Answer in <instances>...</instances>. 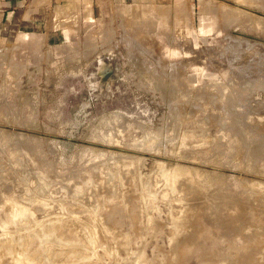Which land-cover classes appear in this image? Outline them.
Segmentation results:
<instances>
[{
    "label": "rangeland",
    "instance_id": "obj_1",
    "mask_svg": "<svg viewBox=\"0 0 264 264\" xmlns=\"http://www.w3.org/2000/svg\"><path fill=\"white\" fill-rule=\"evenodd\" d=\"M134 3L142 6L139 7ZM149 3L152 8L158 5L155 8L159 9V12L155 8L156 11L152 12L153 9ZM175 4L178 7L174 6ZM180 6L183 7L180 8ZM142 7H147L148 9L150 7V11L147 8L146 10L145 8L142 9L144 11H137ZM160 7H170L169 17L166 16L167 19H164L165 22L168 21V24H166L167 22L163 23V19L162 22L160 21V15L165 17V15L162 16L163 8L161 9ZM131 8L134 9V11L132 10L133 13L130 11ZM179 11L180 13H177ZM140 12H145L147 20L149 18L148 21L146 20L148 26L151 23L150 18H152L153 21L150 25L154 27L149 26L152 29L147 27L145 23L146 17L144 19L141 18L144 15ZM147 12L151 15H148ZM185 13H188L187 16ZM133 14H137L138 17L141 16L140 20L135 16L138 19L136 20ZM182 15L187 18L182 17ZM127 17L129 19L131 17L129 22L132 20L136 24L129 23ZM180 18L184 19L181 20ZM137 21H141V26H139L140 23ZM258 21L261 24H258ZM126 22H128V26L125 27L127 25ZM154 22L156 24L152 25ZM122 24L129 33L125 31V28H122ZM137 24L139 28L144 27L142 24H146L145 27L150 32L146 29L144 31V28H142L143 31L137 29ZM204 25L205 27H203ZM133 27L137 30L133 31ZM103 30H106L105 32L109 38L111 37L110 41L104 35L101 37L102 34H105ZM139 31L141 32L139 33ZM112 32L114 33L112 34ZM134 32H137L140 38ZM123 33L126 34H124L125 37L130 34L127 37L133 45L137 44V42H140V44L133 46L131 42L129 44L126 43L127 37H123ZM132 33L138 35L137 38ZM172 35L173 39H170ZM0 37V59L3 56L4 58L6 57L1 59L4 63L0 66V145L3 143L6 145L3 144L4 150L1 149L2 145L0 146V154L3 153L0 156L2 160L0 162L2 163L1 165L5 166L4 169L0 165V169L4 170L0 172L2 173L0 174V186L9 188L7 190L1 187L4 193H2L3 191L0 188V195L2 197L6 195L4 199L0 200L3 201L0 205V210H3L0 211V221L2 220L0 223V226H2L0 235L6 234L7 231L9 234H16L20 230L19 234L21 237L19 234L15 235L16 243L20 241L17 237L23 240V243L21 240L22 244L18 243V245L15 244V241H12L14 237L12 239L9 237V239L3 235L6 239L1 238L3 241L0 239V264H9L14 259L20 261L17 255L22 252H24L25 257L21 261L23 263L26 262L25 264H74L75 260L73 259L77 260L80 255L84 259L85 257L89 259L87 261L83 259L82 261L80 257L78 262L83 264H264V0H0ZM103 37L105 39L108 38L106 44ZM141 40H144L145 42H142L146 44L143 45ZM116 43L118 47L115 46L117 45ZM139 45H143L146 48H143V50L140 46L139 49L144 52L137 50ZM187 47L190 48L187 49ZM91 48L93 49L91 50ZM145 51L151 54L148 56ZM128 54L131 56L129 55L128 57ZM206 54L208 55L206 56ZM7 61H10L11 64ZM130 61L135 63L131 64L129 63ZM103 62L111 70V76L104 80L101 88L98 67ZM162 68L166 69V76L162 75L164 74V70H161ZM171 75L175 77H171ZM176 75L177 77L179 76L180 80L179 83L177 82L178 85H175L177 84L175 82V84L171 83L174 80L177 81ZM157 76L159 77L157 78ZM160 77L163 79L161 80ZM173 78L174 80H171ZM167 81L170 82L167 83ZM162 85L165 90H163ZM159 87H161V90ZM175 87L177 93L174 91ZM156 88L157 90H154ZM180 90L182 93L184 91L188 92L187 95L186 92L183 93L186 96L181 95ZM170 91L171 95L172 91L176 93L174 97V93L171 96ZM216 92H218V98L216 97ZM220 92L230 94L231 97L227 94L230 99L225 97L227 96L226 94L225 96L222 93L220 95ZM176 95L178 98L181 95L178 102L176 101L178 99H176ZM183 96L184 98L187 97L186 100L182 98ZM170 97H173V99L170 100ZM180 99L186 102H182ZM180 105H182V109L184 108L183 110L180 108L182 111L179 110ZM175 107L179 110L178 114L176 113L177 111L175 112ZM5 108L8 112L4 111ZM10 108L12 111L9 113ZM14 110H17L18 113H15ZM12 112L15 114V116L13 114L14 117L23 118H20V120L19 118L10 117ZM232 113L235 115L234 118L231 117ZM5 119L8 122H5ZM24 120L25 122H23ZM223 120H226L224 121L225 123L222 122ZM226 122L228 124L234 122L235 127L233 126L234 123H232L233 125H228ZM9 123L11 124L9 125ZM170 123H173L174 127L176 123V125L179 123V126L171 129L172 125H169ZM220 123L221 126L222 123L225 126L221 127ZM226 126L229 127L225 128ZM13 132H15V135L20 134L21 137L15 136ZM167 132L169 136L172 135V141H168L169 137L165 134ZM9 133H13L14 136L12 135L13 137H11ZM102 133L105 134L103 135ZM142 134L145 136L143 137ZM155 134L156 136L158 134L157 138H155ZM180 137L182 139L186 138L185 140L189 142L180 140ZM7 138L10 139L8 140ZM11 138L15 140L17 138L18 140L15 141ZM25 138H30L32 141L28 140V144H26V140L20 146V142L23 143ZM19 139H23V141H19ZM193 139L196 143L198 142L197 147L199 144V148L203 147L202 151L193 147L194 145L196 146V143L194 145L191 144L194 143ZM144 140L146 141L143 142ZM164 140L166 144H163ZM13 141L19 145L20 149L18 148V150L20 153L21 150H24L25 154L28 152V158H31L28 159L26 157L27 154H20L15 149L16 144H13ZM182 141L191 142L190 144L193 146L186 143L189 146L184 144L186 145V149H184L182 146L184 142ZM9 142H12L13 145H8ZM139 142L143 143L142 147H140L141 144L140 146L137 145ZM201 142H206V145L207 143L209 145L205 148V143L201 144ZM155 143L156 147H158L157 144L160 146L158 150H156ZM130 145L133 146L131 147ZM165 145L168 147L166 148ZM210 145L215 148L211 146L212 150L209 147ZM12 146L13 148L15 147V151L12 150ZM28 147L29 151L27 150ZM133 147L135 150L132 149ZM143 147L145 150H149L152 147L154 149L152 148L148 153V150L145 152ZM181 147L184 154L185 151H194L195 154L194 152L192 154L187 152L188 154L186 153V156L183 155L182 157ZM190 148L194 149L190 150ZM207 149L208 151H206ZM168 152L171 153L169 154ZM30 153L32 156H30ZM111 153L115 156H110ZM125 154L130 155L134 163H132L130 157L127 159ZM135 154H138V156ZM175 154L180 157H175ZM196 154L197 157L193 158V160L192 157L196 156ZM88 155H91L92 158H89L91 156ZM118 155H121L119 157L121 159L125 157L126 160L124 159V161L126 162L131 161L130 164L127 162L130 168L125 165L126 162L120 161ZM123 155L125 156L122 157ZM16 156H19V158ZM133 156L136 157L134 158ZM105 158L108 160L107 164ZM197 158L199 161L196 160ZM16 159L22 162H17ZM26 159H35L32 162H38L39 164H35L40 165V168L42 167L41 164L43 165L44 163L43 168L36 167L35 164L30 163L31 161H26L28 164L25 163ZM97 159L100 161L97 162ZM110 159L113 164L110 163ZM115 159L116 162L119 160V163H116ZM4 161L9 162L5 163ZM85 162L88 165H84ZM9 163L10 165L15 163V165L10 166ZM16 163H19L20 168H17ZM121 163H123L122 166ZM137 164H139L138 167ZM46 165L49 169L47 167L44 168ZM89 165L92 169H89ZM8 166L17 168V170L15 169L17 172L13 170L14 168H10L13 170L11 175L10 169H6ZM165 166L167 173L172 171L170 174H173L175 172V180H177V177L179 180L181 178L185 179L183 177L190 180H194L192 179L194 176L200 178L201 183H190L194 186V191H192L190 198L187 190L181 191V188L177 186L175 188L172 185L174 183L173 178L171 180L172 184H170V179L167 177L165 181L164 175L166 171L164 170L166 169H162ZM23 167H26L28 173H26L27 170H22ZM93 167L95 170H93ZM119 167L122 170L124 169L125 175L131 170L134 172H129L133 173L131 174L132 176L128 173L129 176L126 177L127 175H121L123 171L120 172L121 168L118 169ZM35 168L41 172V174L38 172L40 174L39 178H37L38 173H35ZM96 168H105L104 170L98 169L100 171V175L97 173L99 177L94 176L95 173L92 175L93 172L97 171ZM101 170L105 171L106 175L104 172L101 173ZM19 171H21L22 176ZM42 171L45 174L44 176ZM81 171H84L83 174L85 176L83 175L79 179L78 177L82 175ZM86 171L90 173L87 176ZM117 172H120V175ZM161 172L163 175H161ZM25 174H30L27 176V180L24 177ZM9 175H11L9 178L14 180L20 176V180L17 179L16 183H14V180L9 182ZM33 175L36 177L35 179ZM5 176L8 178L6 180H8L9 185L5 183ZM41 176V179L47 177L48 182H46V188L44 187L47 191L46 194H44V189L40 188L43 184L45 186V180L44 182L39 180ZM89 176H93L92 179ZM119 176H123V179L127 178L128 181L122 180ZM1 177H4L2 180L4 182L1 181ZM111 177L113 180L115 178L116 186ZM118 177L120 179L117 181ZM21 178L24 179L22 180ZM36 179H38V182H34ZM96 179L98 180V185L101 184L99 185L100 188L97 184L96 186L94 185L95 181H97ZM18 180L21 183L18 182L20 185L17 183ZM24 180L27 185L23 184L25 183ZM79 180H82L83 183ZM86 180H91L93 183H87ZM75 181H79L82 185L79 186L80 183L74 184ZM84 181H86L87 185L89 183L92 184H89L91 187L87 186ZM119 181L122 182L120 183ZM40 182L43 184H40ZM131 182L137 185V190L135 188L136 185L135 187L129 185ZM167 182H170V186L172 185L178 190L176 192L175 190L172 191L173 187L168 186ZM177 182L179 181H175V183ZM124 183H127L129 188ZM35 184L38 188H36ZM70 184H73L72 187L76 185L73 187L75 193H71L72 190L68 187L71 186ZM118 184L120 186H122L121 184L124 185L120 187ZM12 185L13 187L14 185L19 186L13 188ZM22 185L26 186L25 188L29 186L31 188L25 189ZM83 185L84 189L82 190ZM113 185L114 188L118 186L115 188L116 191L112 189ZM92 186L96 187L97 190ZM22 187L23 190L21 189ZM141 187L143 189L145 187L147 191L145 189L144 191L148 194L144 192V196ZM32 188H36L38 191ZM68 188L71 191H68ZM89 188L93 189L90 190ZM134 188V192L137 195L133 191L131 192ZM30 189H32V192L29 191ZM19 190L22 192V196L21 192L16 196ZM84 190H88V193L84 192V194L88 195L83 197L81 192ZM92 190L93 192L91 193ZM127 190L131 193L129 195H132L129 197L130 199L127 197ZM113 191L114 193L116 192L117 196H115ZM120 191L124 196L127 193L125 196L126 202L124 198L121 199L123 195H121ZM12 192L15 196L12 195L13 199H10ZM34 192L36 193V199H33L35 196H32ZM102 192L111 199H105V194L103 195L105 200L100 199ZM67 193L73 194V196L76 194V198L79 195L78 200L75 198L76 205L72 195L68 196L69 199L71 198V202H69L68 198H65L68 195ZM3 194L5 195L3 196ZM7 194L10 196L8 197L9 200L6 199ZM90 194L94 196L96 194V196L92 197L93 195L91 196ZM39 196L44 201L42 199L40 201ZM80 196L81 198L83 197L81 208V205H78L81 201ZM143 196L146 201L149 199L151 203L149 200V203H144L146 201ZM186 196L190 201H186ZM206 196L208 201L205 198ZM88 197H90V201L87 200L89 208L91 203L94 202H91L92 198L93 200L95 198L100 199L96 200L97 203L96 201L94 202L95 205L91 206L93 208L91 210L89 208L88 210L85 209L88 206L85 203L86 199H89ZM131 197H136L137 200L139 198L140 202H136L135 198L131 200ZM19 199L24 202L22 203ZM37 199L38 201H36ZM120 199L122 202H118ZM10 200H15V202L11 203ZM19 201L24 208L28 207V212L31 210L30 213L33 216L29 213V216H25L28 219H25L24 216L16 217L17 219L13 218L19 208L16 207ZM28 201L29 204H25ZM112 201L114 205L110 206ZM114 201H117L119 205ZM40 202L44 203L39 204ZM61 202H65V204L62 205ZM98 202L100 203L99 205L105 203L107 206L104 204L105 206L101 205L100 207ZM124 202L127 207L129 205L128 202L132 206L129 205L128 209L125 207ZM8 203H11V206ZM139 203L141 205H137ZM31 204L33 209H36V212L31 209ZM2 205H6L9 210L5 208L6 206L2 207ZM14 205L16 206L14 207ZM136 206L138 208L141 207L138 209ZM13 207L17 209L15 210ZM130 207L133 208L131 209ZM65 208L67 209L65 210ZM4 209L7 210V213H5L6 210ZM125 209L127 212L124 214H127V216L128 210L132 212L128 216L130 225L128 224L127 216L125 215L124 217L122 214ZM187 209L189 213L186 215L187 218L193 220L195 229L192 230V234L195 235L191 234L190 236L192 237L179 236L176 238L173 232L174 229H172L173 221L182 218L185 215V211L187 213ZM146 210L147 214L145 213ZM96 212L100 214L97 215ZM95 214L97 216H93ZM7 215H13L11 216L13 219ZM62 216H65V219L67 217L68 221ZM60 217L63 219L61 222L70 224H68L69 228L66 225L55 228L53 235L57 237L56 243L47 242L44 247H40L43 239L48 234H51L46 225L49 226L50 224L51 226L55 221L58 222L61 219ZM233 217H238V221L232 224L233 226L229 231H225L221 226H213L217 219L229 222L233 220ZM68 218L72 220H70L71 223ZM130 218H133L134 221L130 220ZM4 220L9 223L7 224ZM74 220H77L82 225L87 224L83 229L85 232L80 231L76 227L74 228ZM80 220L81 222H79ZM93 220L94 222H92ZM15 221L17 222L16 226L14 224L16 223ZM148 222L150 223L148 224ZM157 224L158 226L156 227ZM4 225L8 226L5 227ZM154 225L155 229L153 228ZM148 226L152 230H149ZM89 227L91 229L94 228V230L95 227L102 228L99 232L96 229L98 234H100L99 238L96 236L97 232L94 230H92L94 232H91ZM146 227L148 232H142ZM42 228L44 229L43 232ZM5 229L6 232L2 233L1 230L5 231ZM13 230H15V233H12ZM75 230L77 231L76 233ZM72 231L74 234H72ZM115 231L117 232L116 234L114 233ZM92 233H94L93 236ZM126 233L131 236L126 237ZM24 234L30 236H27L26 239ZM123 235L127 240L122 239L124 238ZM33 237H37V239H32ZM41 238H43L42 242ZM63 238L68 243H62L61 240ZM25 239L28 241L26 242ZM10 249L16 252L12 251L9 255ZM15 253H17L16 256ZM27 253L29 256H27ZM36 256L38 258H35ZM74 256L77 257L74 258ZM138 256L141 257L137 259ZM32 259L33 262L29 263V260ZM78 262L76 261L75 264ZM12 263L14 264V262Z\"/></svg>",
    "mask_w": 264,
    "mask_h": 264
},
{
    "label": "bare ground",
    "instance_id": "obj_2",
    "mask_svg": "<svg viewBox=\"0 0 264 264\" xmlns=\"http://www.w3.org/2000/svg\"><path fill=\"white\" fill-rule=\"evenodd\" d=\"M147 1H149V0H147ZM150 1H151V0H150ZM144 2H145V1H144ZM134 4H135V5H138L137 3H134ZM139 4H140V3H139ZM177 4H178V2H177ZM177 4H175L174 6H177V7H178ZM149 5H150V7H151V4H150V3H149ZM153 5H154V4H153ZM153 5H152V6H153ZM132 6H133V5H132ZM138 6H139V5H138ZM141 6H142V5L140 4L139 7H141ZM144 6H145V5H144ZM146 6H147V5H146ZM154 6H155V5H154ZM157 6H158V5H157ZM157 6H155V7H157ZM129 7H130V6H129ZM136 7H137V6H136ZM150 7H149V9H150ZM155 7H153V8L151 7V8L153 9V11H152V9H151L152 12H154V10L157 9V8H155ZM181 7H183V6H180V8H181ZM134 8H135V7H134ZM144 8H145V10H146L147 7H142V8H140V9L137 10V11H140V10H141V11H144V10H142V9H144ZM154 8H155V9H154ZM160 8H161V9L163 8L162 12L160 11V12L163 14L162 16L165 15V17H161V15H160V19H161L160 21L162 22V19H163V23H166V22H167L166 24H168V21L165 22L164 19H167L166 16L170 15V12H169V11H170V7H169V8H167V7H160ZM137 9H138V8H137ZM147 9H148V8H147ZM149 9H148V10H149ZM173 9H175V8H173ZM127 10H129V8H127ZM127 10H126V11H127ZM132 10L134 11V9L131 8V10H130L131 13H133ZM148 10H147V11H148ZM178 10H179V9H178ZM137 11H136V12H137ZM149 11H150V10H149ZM155 11H156V10H155ZM157 11L159 12V9H157ZM180 11L182 12V10H180ZM180 11L177 12V13H180ZM174 12H175V10H174ZM174 12H173V13H174ZM186 12H187V11H186ZM127 13L130 14V12H128V11H127ZM140 13H142V15H144V17H143V16H142V17L140 16L141 18L144 19V18L146 17V18H145V21H146V20H147V15L144 14L145 12H144V13H143V12H140ZM150 13H151V12H150ZM173 13H172V14H173ZM134 14H135V13H134ZM134 14H133V15H134ZM147 14H148V12H147ZM182 14H183V13H182ZM187 14H188V13H187ZM187 14L185 13L186 16H187ZM127 15H128V14H127ZM133 15H132V18H133ZM140 15H141V14H140ZM148 15H151V14H148ZM157 15H158V14H157ZM157 15H156V16H157ZM177 15H178V14H177ZM177 15H176V16H177ZM179 15H181V14H179ZM135 16H137V14L134 15V18H135ZM172 16H173V15H172ZM186 16H185V17H186ZM140 17L137 16V18H139V20H140ZM148 17H149V16H148ZM158 17H159V16H158ZM168 17H169V16H168ZM177 17H178V16H177ZM182 17H184V16L182 15ZM182 17H181V18H182ZM185 17H184V18H185ZM137 18H135V19L138 20ZM174 18H175V17H174ZM178 18H179V17H178ZM181 18H180V19H181ZM184 18H183V19H184ZM186 18H187V17H186ZM125 19H126V18H125ZM127 19H128V22H129V20L131 19V17H130V19H129V17H127ZM135 19H134V20H135ZM150 19H151L150 21H151V23H152L153 20H152V18H150ZM168 19H170V18H168ZM180 19H179V20H180ZM183 19H181V20H183ZM7 20H8V19H7ZM148 20H149V18H148ZM148 20H147V21H148ZM158 20H159V19H158ZM176 20L178 21L177 18H176ZM124 21H125V20H124ZM141 21H142V19H141ZM141 21H137L138 23H140L139 26H141ZM147 21L145 22V23L147 24V27L151 26V25H150L151 23H150L149 26H148V22H147ZM150 21H149V22H150ZM172 21H173V20H172ZM254 21H255V20H254ZM128 22H126V24H127ZM131 22H132V20H131L129 23H131ZM142 22H144V20H143ZM258 22H259V23H258ZM258 22H257L258 24H261V23L263 24V21H262V20H261V23H260V21H258ZM124 23H125V22H124ZM124 23H123V24H124ZM133 23H135V22H132V24H133ZM169 23H170V22H169ZM172 23H174V22H172ZM176 23H177V22H176ZM123 24H122V28H125L126 26H128V24H127V25L124 24V25H125V27H124ZM132 24H131V25H132ZM135 24H136V23H135ZM146 24H142V25H144V27H142V28H144V31H145V29H146V27H145ZM155 24H156V23L154 22V24H152V25H155ZM166 24H165V25H166ZM186 24H187V23H186ZM186 24H185V26H186ZM176 25H177V24H176ZM180 25H181V24H180ZM182 25H183V24H182ZM132 26H133V25H132ZM170 26H171V25H170ZM201 26H202V25H201ZM129 27H130V26H129ZM135 27H136V25H135ZM135 27H133V31H136L137 29H141V30H142L141 27H140V28L138 27V24H137V27H136L137 29H135ZM151 27H152V26H151ZM151 27H149V28L152 29L154 26H153L152 28H151ZM174 27H176V26H174ZM183 27H184V26H183ZM187 27H188V26H187ZM203 27H205V25H204ZM184 28H185V27H184ZM128 29H129V28H128ZM131 29H132V28H131ZM134 29H135V30H134ZM150 29H149V30H150ZM176 29H177V28H176ZM179 29H180V28H179ZM202 29H203V28H202ZM8 30H9V29H8ZM146 30L148 31V29H146ZM153 30H154V29H153ZM184 30H185V29H184ZM217 30H218V29H217ZM103 31H104L105 34H102L101 37H102L103 35H104L105 37H108V35H107L106 32H105L106 30H103ZM123 31H124V29H123ZM125 31H127V28H125ZM142 31H143V30H142ZM147 31H146V33L150 32V31H148V32H147ZM186 31H187V30H186ZM205 31H206V30H205ZM220 31H221V30H220ZM114 32H115V31H114ZM114 32H112V34H113ZM127 32H128V31H127ZM127 32H125V33L127 34ZM131 32H132V31H131ZM131 32H130V33H131ZM140 32H141V31H139V33H140ZM221 32H222V31H221ZM125 33H123V35H122L123 37H125V36H124ZM128 33H129V32H128ZM134 33L138 34L137 32H134ZM142 33H143V32H142ZM144 33H145V32H144ZM186 33H187V32H186ZM100 34H101V33H100ZM126 34H125V35H126ZM132 34H133V33H132ZM132 34H131V36H132ZM148 34H149V33H148ZM174 34H175V33H174ZM184 34H185V33H184ZM187 34H188V33H187ZM10 35H11V34H10ZM128 35H130V34H128ZM128 35H127V36H128ZM133 35H135V34H133ZM138 35H139V34H138ZM138 35H135L136 38H137ZM176 35H177V34H176ZM182 35H183V34H182ZM189 35H190V34H189ZM189 35H188V36H189ZM112 36H113V35H112ZM127 36H126V37H127ZM131 36H130V37H131ZM143 36H144V34H143ZM145 36H146V35H145ZM147 36H148V35H147ZM184 36H185V35H184ZM186 36H187V35H186ZM126 37H125V38H126ZM128 37H129V36H128ZM128 37H127V41H126V40H125V41H126V43L129 44L131 41L128 40ZM132 37L135 38L134 36H132ZM141 37H142V36H141ZM148 37H150V36H148ZM0 38H1V37H0ZM103 38H104V37H103ZM108 38H109V37H108ZM108 38H107V39H108ZM110 38H111V37H110ZM110 38L108 39L109 41H110ZM121 38H122V37H121ZM139 38H140V35H139ZM144 38H146V37H144ZM151 38H152V37H151ZM104 39H105V38H104ZM107 39H105L106 42L103 41V42H105V44L107 43ZM147 39H150V38H147ZM147 39H145V40H147ZM170 39H173V35L171 36ZM187 39H188V38H187ZM122 40H123V39H122ZM189 40H190V39H189ZM125 41H124V42H125ZM142 41L145 42L144 40H141V43H142V44H143ZM171 41H172V40H171ZM175 41H177V40H175ZM133 42L136 43L135 41H133ZM146 42H147V41H146ZM172 42H173V41H172ZM181 42H182V41H181ZM109 43H110V42H109ZM170 43H171V42H170ZM179 43H180V42H179ZM186 43H187V40H186ZM105 44H103V45H105ZM110 44H111V43H110ZM116 44H117V43H116ZM138 44H140V42H139V43L137 42V44H134V45H133L132 42H131V45H133V46H136V45L138 46ZM145 44H146V43H145ZM145 44H143V45H145ZM184 44H185V42H184ZM114 45H115V44H114ZM143 45H139V47H137V48H138L137 50H139L140 52H144L143 50L146 49V48H144ZM191 45H192V44H191ZM90 46H91V47H94V46H92V45H90ZM106 46H107V45H106ZM115 46L118 47V44L115 45ZM127 46H128V45H127ZM140 46L142 47V49L144 48L142 51H141V49H139ZM185 46H186V45H185ZM182 47H183V46H182ZM88 48H89V47H88ZM88 48H87V49H88ZM95 48H96V47H95ZM95 48H94V50H95ZM129 48H130V45H129ZM129 48H128V49H129ZM131 48H132V47H131ZM184 48H185V47H184ZM188 48H190V47H187V49H188ZM92 49H93V48H91V50H92ZM132 49H133V48H132ZM91 50H90V51H91ZM207 50H208V49H207ZM147 51H148V50H147ZM189 51H191V50H189ZM200 51H203V50H200ZM205 51H206V49H205ZM86 52H89V51H86ZM128 52H129V51H128ZM132 52H133V51H132ZM132 52H131V53H132ZM148 52H149V51H148ZM187 52H188V51H187ZM207 52H208V51H207ZM207 52H205V53H207ZM145 53H146L148 56L151 54V53L148 54L146 51H145ZM202 53H203V52H202ZM126 54H127V53H126ZM140 54H143V53H140ZM203 54H204V53H203ZM129 55H130V54H128V57H129ZM207 55H208V54H206V56H207ZM7 56H8V55H7ZM130 56H131V55H130ZM126 57H127V55H126ZM132 57H133V55H132ZM2 58L5 59L6 57L4 58V56H3ZM2 58H1V59H2ZM9 58H10V57H9ZM1 59H0V66L2 65V63H4V62H2L3 60L1 61ZM129 59H130V58H129ZM10 61H11V60H10ZM10 61H9V62L7 61V62L10 63ZM126 61H127V60H126ZM188 62H189V59H188ZM191 62H192V61H191ZM5 63H6V62H5ZM127 63H128V62H127ZM129 63H131V61H130ZM132 63H133V61H132ZM132 63H131V64H132ZM134 63H135V62H134ZM134 63H133V64H134ZM10 64H11V63H10ZM6 65H8V64H6ZM12 65H13V64H12ZM12 65H11V67H12ZM169 66H170V65H169ZM12 68H14V67H12ZM165 68H166V67H165ZM173 68H174V67H173ZM169 69H171V68H169ZM161 70L163 71L164 69L162 68ZM165 70H166V69H165ZM165 70L163 71V72H164V74H162L163 76H166V75H167V74L165 75ZM174 70H177V69H174ZM163 72H161V73H163ZM171 72H172V71H171ZM161 73H160V74H161ZM168 73H169V72H168ZM179 73H180V72H179ZM133 74H134V73H133ZM133 74H131V76H133ZM173 74L175 75V73H173ZM173 74H172V75H173ZM129 75H130V74H129ZM169 75H170V74H169ZM172 75H171V77H175V76H172ZM160 76H161V75H160ZM163 76H161V77H163ZM158 77H159V76H157V78H158ZM161 77H160V79L162 80L163 78H161ZM178 77H179V76H178ZM178 77H177V75H176V78H178ZM167 78H168V77H167ZM160 79H159V81H160ZM165 79H166V77H165ZM165 79H164V80H165ZM164 80H163V81H164ZM171 80H174V78L171 79ZM171 80H170V81H171ZM170 81H167V83L170 82ZM179 81H180V80H179V78H178L177 81L174 80V81L171 82V83H172V84H175V83H177V82L179 83ZM160 82H161V81H160ZM174 82H175V83H174ZM178 83L175 84V85H178ZM141 84H142V83H141ZM141 84H140V85H141ZM164 84H165V83H164ZM172 84H171V86H172ZM142 85H144V84H142ZM142 85H141V86H142ZM160 85H161V84H160ZM160 85H158V86H160ZM169 85H170V84H169ZM175 85H174V86H175ZM179 85H180V84H179ZM158 86H156V87H158ZM171 86H170V89L172 90ZM162 87H163V85H162ZM168 87H169V86H168ZM172 87H173V86H172ZM183 87H184V85H183ZM186 87H187V86H186ZM159 88H160V90H161V87H159ZM159 88H158V91H159ZM164 88H165V87H163V90H165ZM178 88H179V87H178ZM168 89H169V88H168ZM173 89H174V87H173ZM179 89H180V88H179ZM184 89H185V88H184ZM187 89H188V88H187ZM187 89H186V90H187ZM154 90H157V88L154 89ZM181 90H182V89H181ZM181 90H180V91H181ZM217 90H219V89H217ZM167 91H168V90H167ZM174 91H176V93H177L176 87H175V90H174ZM174 91H172V92L174 93ZM180 91H178V92L180 93ZM187 91H188V90H187ZM219 91H221V90H219ZM184 92H186V91H184ZM184 92H183V93H184ZM226 92H227V91H226ZM228 92H229V91H228ZM168 93H169V92H168ZM173 93H172V95H173ZM176 93H174L173 97L175 96ZM181 93H182V91H181ZM183 93H182L181 95H184ZM187 93H188V92H186V95H187ZM216 93H217L216 97L218 98V92H216ZM216 93H215V94H216ZM221 93H222V92H220V95H221ZM222 94H223V93H222ZM225 94L227 95L228 93H224L223 95L225 96ZM167 95H169V94H167ZM170 95H171V91H170ZM170 95H169V96H170ZM172 95H171V96H172ZM177 95H178V94H177ZM177 95H176V99L178 98ZM181 95H180L179 98H181ZM186 95H184V96H186ZM228 95L231 97L230 94H228ZM228 95L225 96V97H227V98L230 99V97H228ZM184 96H183L182 98H184ZM173 97H170V100H172ZM219 97H220V96H219ZM222 97H223V96H222ZM222 97H221V99H222ZM0 98H1V95H0ZM168 98H169V97H168ZM179 98L176 100L177 102L179 101ZM186 98H187V97H185L184 99L186 100ZM174 99H175V98H174ZM229 99H228V100H229ZM170 100H169V101H170ZM180 100H181V99H180ZM182 100H183V99H182ZM182 100H181V101H182ZM185 100H184V101H185ZM226 100H227V99H226ZM176 101L174 100L175 104H176ZM184 101H182V102H184ZM170 102H171V101H170ZM174 102H173V103H174ZM185 102H186V101H185ZM227 102H228V101H227ZM179 103H180V102H179ZM229 103H230V101H229ZM180 104H181V103H180ZM5 105H6V104H5ZM8 105H9V103H8ZM182 105H183V104H182ZM182 105L179 106V110L182 109V108H181ZM9 106H10V105H9ZM175 106H176V105H175ZM230 106H231V105H230ZM230 106H229V107H230ZM183 107H184V106H183ZM232 107H233V106H232ZM6 108H7V106H6ZM6 108H5L4 111H7V112H8L9 108H7L8 110H7ZM175 108H176V107H175ZM180 108H181V109H180ZM183 109H184V108H183ZM183 109H182V110H183ZM230 109H231V107H230ZM179 110H177V108H176L175 112L177 111L176 113L178 114V113H179V112H178ZM182 110H181V111H182ZM11 111H12V109L10 108L9 113H10ZM14 111H15V110H14ZM232 111H233V110H232ZM7 112H5L6 115H8ZM15 113H18L17 110L15 111ZM230 113H231V111L229 112V115H230ZM13 114H14V112H12V113L10 114V115H12V116H10V117H14L15 114H14V116H13ZM232 114H233V115H232ZM232 114H231V117L234 118L235 115H234V113H232ZM6 115H5V116H6ZM16 116H17V115H16ZM116 116H117V115H116ZM3 118H4V117H3ZM5 118H6V117H5ZM7 118H8V117H7ZM15 118H19V117H14V119H15ZM20 118H23V117H20ZM20 118H19V119H20ZM219 118H220V117H219ZM219 118H217V119L219 120ZM8 119H9V118H8ZM12 119H13V118H12ZM12 119H11V120H12ZM5 120H6V119H5ZM11 120H10V121H11ZM16 120H17V119H16ZM20 120H21V119H20ZM218 120H217V121H218ZM220 120H222V118H220ZM231 120H232V119H231ZM12 121H14V120H12ZM18 121H19V120H18ZM224 121H226V120H223L222 122L225 123ZM233 121H234V120H233ZM5 122H8V120H6ZM23 122H25V120H24ZM103 122H104V121H103ZM172 122H173V121H172ZM15 123H17V121H15ZM20 123H22V122H20ZM94 123H95V122H94ZM218 123H219V122H218ZM223 123H222V126L224 125ZM232 123H234V122H231V123H229V124L226 122V124H228V125H230V124H232ZM10 124H11V123H9V125H10ZM172 124H173V123H170L169 125H172ZM176 124H177V123H176ZM176 124H175V127L179 126V123H178V125H176ZM9 125H8V126H9ZM93 125H94V124H93ZM218 125H219V124H218ZM232 125H233V124H232ZM220 126H221V123H220ZM222 126H221V127H222ZM224 126H225V125H224ZM224 126H223V127H224ZM233 126L235 127V123H234ZM10 127H11V126H10ZM12 127H13V126H12ZM171 127H172L171 129H173L174 126L172 125ZM175 127H174V128H175ZM227 127H229V126H226L225 128H227ZM231 127H232V126H231ZM166 128H167V127H166ZM166 128H165V129H166ZM169 128H170V126H169ZM159 129H160V127H159ZM176 129H179V128H176ZM89 130H90V129H89ZM89 130H88V131H89ZM179 130H180V129H179ZM103 131H104V130H103ZM169 131H172V130H169ZM174 131H175V133H176V130H175V129H174ZM157 132L159 133V131H157ZM164 132H165V131H164ZM177 132H179V131H177ZM13 133H14V135H15V132H13ZM13 133H11V134L9 133L11 137L14 136ZM143 133H144V132H143ZM98 134H99V133H98ZM98 134H96V135H98ZM102 134L104 135L105 133H102ZM145 134H146V133H145ZM165 134H167V137L170 138V139L168 138V141H169V140L172 141V139H171V138H172V137H171L172 135L169 136V135H168V132L165 133ZM171 134H173V133H171ZM12 135H13V136H12ZM22 135H23V134H22ZM94 135H95V134H94ZM100 135H101V134H100ZM100 135H99V136H100ZM103 135H101V136H103ZM161 135H162V134H161ZM178 135H179V134H178ZM8 136H9V135H8ZM15 136H18V137L20 136V137H21L20 134H19V135L16 134ZM142 136L144 137L145 135L142 134ZM157 136H158V134H157ZM157 136H156V134H155V138H157ZM165 136H166V135H165ZM174 136H175V135H174ZM18 137H17V138H18ZM151 137H152V134H151ZM151 137H149V138H151ZM159 137H161V136L159 135ZM176 137H177V136H176ZM182 137H183V136H182ZM182 137H180V140H185V139H186L185 137H184L185 139H182ZM17 138H16V140H18ZM26 138H27V137H26ZM26 138H25V140H24L23 143L20 142V146H22V144H24L26 140H27V141H26V142H27L26 144H28V140H30V138H29V139H26ZM105 138H106V137H105ZM105 138H104V139H105ZM152 138H153V137H152ZM173 138H175V137H173ZM7 139H8V138H7ZM9 139H10V138H9ZM9 139H8V140H9ZM11 139H14V138H11ZM23 139H24V137H23ZM23 139H21V140L23 141ZM146 139H147V138H146ZM165 139H167V138H165ZM187 139H189V138H187ZM8 140H7V141H8ZM14 140H15V139H14ZM16 140H15V141H16ZM21 140L19 139V141H21ZM105 140H106V139H105ZM142 140H143V139H142ZM142 140H141V141H142ZM162 140H163V139H162ZM3 141H4V140H3ZM7 141H6V142H7ZM10 141H11V140H10ZM15 141H13V144H16V145H15L16 148H15V147H14V148L18 150L19 145H18L17 143H14ZM30 141H32V140H30ZM92 141H93V140H92ZM145 141H146V140H144L143 142H145ZM159 141H160V140H159ZM178 141H179V139H178ZM185 141H188V140H185ZM191 141H192V140H191ZM193 141H194V139H193ZM1 142H2V141H1ZM98 142H99V141H98ZM156 142H158V140H156ZM160 142H162V141H160ZM182 142H184V141H182ZM188 142H189V141H188ZM188 142H184V143H183L182 146L184 147V149H186V145H187L186 143H188ZM133 143H135V142H133ZM190 143H191V142H190ZM190 143H188V144H190ZM195 143H196V142L194 141V143H191V144L194 145ZM197 143H198V142H197ZM197 143H196V146H195V145L193 146V145H191V144H190V145L193 146V147L199 148L200 144H199L198 147H197ZM202 143H205V148L207 147V145H209L208 143H207V145H206V142H201V144H202ZM3 144L5 145V143H3ZM3 144H1L2 146L0 145V146L2 147V148L0 147L1 149H3V147H4ZM9 144H12V142H11V143L9 142L8 145H9ZM13 144H12V145H13ZM111 144H112V143H111ZM136 144H137V143H136ZM140 144H141V146H140ZM142 144H143V143H140V142H139L137 145H139L140 147H142V146H143ZM144 144H145V143H144ZM160 144H161V143H160ZM163 144H166L165 140H164ZM171 144H172V143H171ZM179 144H180V143H179ZM181 144H182V143H181ZM184 144H186V145H184ZM17 145H18V147H17ZM133 145H134V144H133ZM133 145H132V146H133ZM168 145H169V143H168ZM5 146H6V145H5ZM130 146H131V145H130ZM132 146H131V147H132ZM135 146H136V145H135ZM135 146H134V147H135ZM153 146H154V145H153ZM157 146L160 148L159 144H157ZM165 146H166V145H165ZM187 146H189V145H187ZM191 146H190V147H191ZM203 146H204V144H203ZM211 146H212V145H210L209 147H211ZM216 146H217V145H216ZM25 147H26V146H25ZM25 147H24V149H25ZM128 147H129V144H128ZM134 147H133L132 149H134ZM140 147H139V148H140ZM155 147H156V143H155ZM158 147H156L157 149H156V148H155V149L158 150ZM167 147H168V146H166V148H167ZM169 147L171 148V146H169ZM201 147H202V146H201ZM201 147H200L199 149H201V151H202V150H203V147H202V148H201ZM212 147H213V146H212ZM212 147H211V148H212ZM12 148H13V146H12ZM14 148H13L12 150H14ZM22 148H23V147H22ZM109 148H110V147H109ZM135 148H136V147H135ZM145 148H146V147H145ZM152 148H153V147H152ZM152 148H149V150H152ZM164 148H165V147H164ZM164 148H163V149H164ZM181 148H182V147H181ZM196 148H195V150H196ZM213 148H215V147H213ZM213 148H212V150H213ZM4 149H5V147H4ZM4 149H3V150H4ZM19 149H20V148H19ZM129 149H130V148H129ZM143 149H144V147H143ZM143 149L141 148V150H143ZM153 149H154V148H153ZM193 149H194V148H190V150H193ZM199 149H198V151H199ZM17 150H16V151H17ZM27 150L29 151V147H28ZM105 150H106V149H105ZM111 150H113V149H111ZM111 150H110V151H111ZM134 150H135V149H134ZM136 150H137V148H136ZM144 150H145V149H144ZM144 150H143V151H144ZM147 150H148V149H147ZM147 150H145V152H146ZM149 150H148V153L150 152ZM156 150H155V152H156ZM166 150H167V149H166ZM170 150H171V149H170ZM187 150H188V149H187ZM14 151H15V150H14ZM23 151H24V150H21V153L24 155L25 153H24ZM86 151H87V150H86ZM88 151H89V149H88ZM102 151H103V150H102ZM182 151H183V148L181 149V152H182ZM204 151H205V149H204ZM206 151H208V149H207ZM0 152H1V151H0ZM2 152H4V151H2ZM18 152L20 153L19 150H18ZM137 152H139V151L137 150ZM151 152H152V151H151ZM187 152L189 153V152H191V151H187ZM187 152L185 151V154H184V152H182V153H183V154H181L182 157H183V155L186 156V153H187ZM192 152H194V151H192ZM192 152H191L190 154H192ZM21 153H20V154H21ZM27 153H28V152H27ZM27 153H26V154H27ZM90 153H91V151H90ZM99 153H100V152H99ZM101 153H102V152H101ZM140 153H141V151H140ZM153 153H154V152H153ZM162 153H163V152H162ZM168 153H169V152H168ZM168 153H167V155H168ZM170 153H171V152H170ZM170 153H169V154H170ZM179 153H180V152H179ZM188 153H187V154H188ZM196 153H197V152H196ZM201 153H203V152H201ZM204 153H206V152H204ZM2 154H3V153H2ZM2 154H0V156H2ZM26 154H25V155H26ZM85 154H86V153H85ZM92 154H93V153H92ZM102 154H103V153H102ZM129 154H130V153H129ZM190 154H189V155H190ZM194 154H195V152H194ZM197 154H198V153H197ZM197 154H196V156L192 157V159L195 158V157H197ZM15 155H16V154H15ZM23 155H21V157H22ZM95 155H97V154H95ZM98 155H99V154H98ZM125 155H126V154H125ZM125 155H123L122 157H124ZM135 155L138 156V154H135ZM158 155H159V153H158ZM162 155H164V154H162ZM172 155H173V154H172ZM189 155H187V156L189 157ZM30 156H32L31 153H30ZM88 156H91V155H88ZM88 156H87V157H88ZM93 156H94V155H93ZM106 156H107V155H106ZM106 156H105V157H106ZM110 156H115V155H114V154L112 155V153H111ZM116 156H117V155H116ZM120 156H121V155H118V158H119ZM136 156H135V157H136ZM174 156H175V157H180L179 155L176 156V154H175ZM185 156H184V157H185ZM191 156H193V155H191ZM16 157L19 158V156H16ZM26 157L28 158V154H27ZM83 157H84V155H83ZM83 157H82V158H83ZM95 157H96V156H95ZM125 157H127V159H128V158L130 157V155H126ZM125 157H124L123 159L119 158L120 161H121V160L124 161ZM133 157H134V156H133ZM135 157H134V158H135ZM23 158L25 159L24 156H23ZM29 158H31V157H29ZM29 158H28V159H29ZM32 158H33V157H32ZM79 158H80V157H79ZM84 158L87 160L86 157H84ZM89 158H92V156L89 157ZM109 158H110V157H109ZM111 158H112V157H111ZM116 158H117V157H116ZM118 158H117V159H118ZM140 158H141V157H140ZM199 158H201V157H199ZM12 159H13V157H12ZM28 159L25 160V163H27V164H28V162H30V161H31L30 163H33V162H32L33 160L35 161V159H31V160H28ZM106 159H107V158H105V160H106ZM112 159H113V158H112ZM130 159L132 160L133 158L130 157ZM138 159H139V158H138ZM190 159H191V158H190ZM192 159H191V160H192ZM0 160H1V159H0ZM105 160H104V161H105ZM113 160H114V159H113ZM113 160H112V161H113ZM125 160H126V159H125ZM144 160H145V159H144ZM193 160H194V159H193ZM196 160L199 161L198 158H197ZM1 161H2V160H1ZM14 161H15V160H14ZM16 161L18 162L19 160L16 159ZM26 161H28V162H26ZM98 161H100V160L97 159V162H98ZM104 161H103V163H104ZM107 161H108V160H106V164L108 163ZM118 161H119V160H117V162H116V159H115V162H116V163H119ZM123 161H122V162H123ZM4 162H5V161H4ZM4 162H3V163H4ZM6 162H7V161H6ZM6 162H5V163H6ZM8 162H9V161H8ZM8 162H7V163H8ZM11 162H12V160H11ZM11 162H10V163H11ZM19 162H20V161H19ZM21 162H22V161H21ZM21 162H20V163H21ZM90 162H91V161H90ZM101 162H102V161H101ZM125 162H126V161H124V163H125ZM127 162H129V164L131 163V161H127ZM127 162L125 163V165H127ZM143 162H144V161H143ZM200 162H201V161H200ZM10 163H9V165H10ZM12 163H13V162H12ZM12 163H11V164H12ZM30 163H29V164H30ZM35 163H38V162H35ZM35 163H33V164H35ZM41 163H42V162H41ZM82 163H84V162H82ZM82 163H81V164H82ZM86 163H87V162H85L84 165H88V164H86ZM93 163H94V162H93ZM93 163H92V165H93ZM110 163H111V159H110ZM116 163H115V164H116ZM132 163H134L133 160H132ZM140 163H142V162H140ZM1 164H2V163L0 162V165H1ZM16 164H17V168H20V167H19V163H16ZM27 164H26V165H27ZM38 164H39V163H38ZM45 164H46V163H45ZM97 164H100V163H97ZM106 164H105V165H106ZM111 164H113V163H111ZM122 164H123V163H121V166H122ZM129 164L127 165V168H130V167H128ZM13 165H15V163H14ZM13 165H10V166H13ZM20 165H21V164H20ZM31 165H32V164H31ZM43 165H44V163H43ZM43 165L41 164L42 167L40 168V167H39L40 165L38 166V165L35 164V166H36V167H39L40 169L43 168ZM47 165H48V164H47ZM47 165H46L44 168L47 167V169H49ZM90 165H91V164H90ZM90 165H89V166H90ZM92 165H91V166H92ZM94 165H95V164H94ZM100 165H102V164H100ZM100 165H99V166H100ZM116 165H117V164H116ZM138 165H139V164H137V167H138ZM141 165H142V164H141ZM141 165H140V166H141ZM1 166H3V165H1ZM10 166L6 167V169L8 168V170H9L10 168H12V169L14 168V167H10ZM33 166H34V165H33ZM35 166H34V167H35ZM91 166L89 167V169H90V168L92 169ZM97 166H98V165H97ZM103 166H104V165H103ZM111 166H112V165H111ZM111 166H110V167H111ZM117 166H118V165H117ZM117 166H116V167H117ZM123 166H124V165H123ZM132 166H134V165L132 164ZM168 166H169V165H168ZM168 166H167V167H168ZM4 167H5V166H3V168H4ZM15 167H16V166H15ZM27 167H28V166H27ZM31 167H32V166H31ZM94 167H95V166H94ZM94 167H93V168H94ZM116 167H115V169L117 170ZM125 167H126V166H125ZM163 167H164V166H163ZM3 168H2V169H3ZM17 168H14L13 170H15V169L17 170ZM32 168H33V167H32ZM50 168H51V167H50ZM87 168H88V167H87ZM120 168H121V167H119L118 169H120ZM123 168H124V167H123ZM127 168H126V169H127ZM132 168H133V167H132ZM171 168H172V167H171ZM175 168H176V167H175ZM4 169H5V168H4ZM24 169L27 170L26 167H25V168H24V167L22 168V170H24ZM96 169H97V168H96ZM98 169H103V168H98ZM98 169H97V171H99ZM104 169H105V168H104ZM104 169H103V170H104ZM109 169H110V168H109ZM134 169H135V168H134ZM134 169H133V170H134ZM162 169H163V170L166 169V166H165V168H162ZM0 170H1V169H0ZM13 170L10 169L11 175H12V173H13V172H12ZM16 170H15V171H16ZM19 170H20V169H19ZM22 170H21V171H22ZM28 170H29V167H28ZM28 170L26 171V173H28ZM35 170H36V171H35L36 174H37L38 172H40V170L37 171V168H35ZM44 170H45V169H44ZM44 170H43V171H44ZM51 170H52V169H51ZM93 170H95V168H94ZM107 170H108V169H107ZM113 170H114V169H113ZM128 170H129V169H128ZM128 170H127V171H128ZM137 170H138V168H137ZM174 170H175V169H174ZM184 170H185V169H184ZM2 171H4V170H1L0 172H2ZM21 171H19V172H20V174H21V176H22ZM29 171H30V170H29ZM32 171H34V170L32 169ZM32 171H31V172H32ZM43 171H42V172H43ZM49 171H50V170H49ZM84 171H85V170H84ZM84 171H83V172H84ZM87 171H88V170H87ZM87 171H86V172H87ZM97 171H96V172H93V173H92V171H91L92 175H94V173H95L94 176L99 177V175H100V174H99L100 171H99V172H97ZM101 171H102V170H101ZM110 171L112 172V170H110ZM122 171H123V173H121V175L124 174V169L122 170V168H121V171H120V172H122ZM131 171H132V170H131ZM131 171H129V172H131ZM138 171H139V170H138ZM164 171H166V172H165V175H164V176H165V181H166V177H167L168 179H170V180H169L170 182H171V180H172V178H173V179H174V181H173L174 183H173V182H171V183H170V182H167V183H168V184H169V183H170V184L173 183L172 185H174L175 188H176V186H177L178 188H181V191H182V190H183V191L187 190V193L189 192L188 194H190V195H189V198L191 197V195H192V193H193L192 191H194V186H193V184H190V183H197V184H198V183H201V180H200V178H199L198 176H197V177L194 176V178L191 177V178L194 179V180L186 179V177H183V178H185V179H182V178H181V180H179L178 177H177L178 175L176 176V177H177L176 179H177L179 182L175 183V181H177V180H175V178H174V177H175V174H174L175 172H173V174H170V173H172V171H170V173H167V169L164 170ZM168 171H169V169H168ZM177 171H178V168H177ZM6 172H8V171L6 170ZM16 172H17V171H16ZM23 172H24V171H23ZM31 172H29V173L31 174ZM46 172H47V171H46ZM46 172H45V173H46ZM81 172H82V171H81ZM83 172L81 173L82 175H80V177L77 176L79 179L81 178V176H83V175L85 176V174H83ZM86 172H85V173H86ZM88 172H89V171H88ZM88 172H87L86 176L90 174V173H88ZM103 172H104V174L106 175V172H105V171H102L101 173H103ZM114 172H115V171H114ZM120 172H117V173H119L118 175H120ZM125 172H126V171H125ZM129 172H127V174H126L127 176H126L125 174H124V176L128 177L129 175L133 174V173H129ZM132 172H134V171H132ZM14 173H15V172H14ZM32 173H34V172H32ZM97 173H98L99 175H98ZM117 173H116V174H117ZM128 173H129V175H128ZM138 173H139V172H138ZM138 173H137V174H138ZM177 173H179V172H177ZM195 173H196V172H195ZM0 174H2V173H0ZM30 174H29V175H30ZM36 174H35V175H36ZM40 174H41V172H40ZM40 174L38 173V175H37L38 177H37V178H39ZM47 174H49V173L47 172ZM96 174H97L98 176H97ZM108 174H109V173H108ZM198 174H199V172H198ZM11 175H9L8 178L11 177ZM15 175H16V174H15ZM25 175H26V174H25ZM25 175H24V177H26V180H27V179H28L27 176H29V175H26V176H25ZM44 175H45V174H44V172H43V176H44ZM73 175H74V173H73ZM111 175H112V174H111ZM142 175H143V174H142ZM161 175H163L162 172H161ZM33 176H34V175H33ZM46 176H48V175H46ZM46 176H45V177H46ZM108 176H109V175H108ZM108 176H107V177H108ZM115 176H116V175H115ZM131 176H132V175H131ZM131 176H130V179L132 178ZM74 177H75V176H74ZM89 177H90V176H89ZM92 177H93V176H92ZM92 177H90V179H92ZM96 177H95V178H96ZM105 177H106V176H105ZM105 177H104V179H105ZM119 177L122 178L123 176H119ZM119 177L117 178V181H118V179H120ZM126 177H124V178H126ZM133 177H134V176H133ZM137 177H138V179H139V176H138V175H137ZM162 177H163V176H162ZM195 177H196V178H195ZM3 178H4V177H3ZM3 178L1 177V181L3 180ZM8 178H6V176H5V180L8 179ZM12 178H13V177H12ZM19 178H20V176H19V177H16L15 180L9 178V182L12 181V180H14V183H16V180L19 179ZM35 178H36V177L34 176V179H35ZM41 178H42V176L40 177L39 180H40V181L42 180L43 182H44V180H45V186H43L44 184H43L42 182H40V184H41V183L43 184L42 187H40V188H41V189H44V187L46 188V184H47L46 182H48V181H47V177L44 178V179H41ZM109 178H110V177H109ZM111 178H112V177H111ZM21 179H22V178H21ZM23 179H24V178H23ZM23 179H22V180H23ZM29 179H30V178H29ZM82 179H83V177H82ZM84 179H85V178H84ZM86 179H87V177H86ZM88 179H89V178H88ZM97 179H98V178H97ZM97 179H96V180H97ZM102 179H103V178H102ZM133 179H134V178H133ZM149 179H150V178H149ZM163 179H164V178H163ZM168 179H167V181H168ZM19 180H20V179H19ZM19 180L17 181V183H18V182L20 183ZM22 180H21V182H23ZM37 180H38V179H36V181L34 180V182H38ZM48 180H50L49 177H48ZM77 180H78V179H77ZM93 180H95V179H93ZM93 180H92V181H93ZM99 180H100V179H99ZM111 180L114 182L115 178H114V180H113V178H112ZM111 180H110V181H111ZM122 180H127V178H126V179H123V178H122ZM131 180H132V179H131ZM131 180H130V181H131ZM7 181H8V180H6L5 183L9 185V183H8ZM24 181H25V180H24ZM73 181H74V180H73ZM73 181H72V182H73ZM79 181H80V180H79ZM79 181H77L78 183L75 181L74 184H75V183H76V184H79L80 182H82V180H81L80 182H79ZM86 181H87V180H86ZM86 181H84L86 185H87L88 182H91V180L87 181V183H86ZM112 181H111V182H112ZM127 181H128V180H127ZM132 181H133V180H132ZM138 181H139V180H138ZM2 182H4V181H2ZM50 182H51V180H50ZM70 182H71V180H70ZM97 182H98V180L95 181V184H94L95 186H96V184H97V186L101 185V184L98 185ZM108 182H109V180H108ZM119 182H120V181H119ZM121 182H122V181H121ZM121 182H120V183H121ZM123 182H124V181H123ZM0 183H1V182H0ZM11 183H12V182H11ZM14 183H12V184H14ZM19 183H18V184H19ZM26 183H27V182L25 181V183H23V184H26ZM32 183H33V181H32ZM52 183H53V182H52ZM82 183H83V182H82ZM91 183H93V182H91ZM114 183H115V182H114ZM132 183H133V182H131V184H129V185H132L131 187H135L136 184L134 185V184H132ZM134 183H135V182H134ZM148 183H149V182H148ZM148 183H147V186H148ZM20 184H21V183H20ZM20 184H19V185H20ZM89 184H90V183H89ZM89 184H88V185H89ZM102 184H103V183H102ZM111 184H112V183H111ZM111 184H110V186H111ZM124 184L127 185V183H124ZM124 184H121L122 186H120L119 184H118V185H119L120 187H123ZM145 184H146V183H145ZM168 184H167V185H168ZM170 184H169L168 186H170ZM16 185H17V184H16ZM19 185H18V186H19ZM26 185H27V184H26ZM35 185H36V184H35ZM37 185H39V184L37 183ZM37 185H36V188H38ZM70 185H71V186H68V187L72 190L71 193H73V192L75 193V190H74L73 187L76 186V185H74L73 187H72L73 184H70ZM81 185H82V184L80 183L79 186H81ZM86 185H85V187H86ZM88 185H87V186H88ZM90 185H92V184H90ZM90 185H89V186H90ZM129 185H127L128 188H129ZM133 185H134V186H133ZM139 185H140V182H139ZM172 185H171V186H172ZM6 186H7V185H6ZM18 186H15V185H14V187H18ZM22 186H23V185H22ZM49 186H50V183H49ZM79 186L77 185V187H79ZM115 186H116V183H115ZM171 186H170V187H171ZM1 187H2V186H0V188H1ZM8 187H11V186H8ZM12 187H13V185H12ZM14 187H13V188H14ZM23 187L25 188L26 186H23ZM23 187L21 188L22 190H23ZM29 187H30V186H29ZM29 187H28V188H29ZM33 187H34V186H33ZM71 187H72L73 189H72ZM82 187H83V188H82V190H83V189H84V185H83ZM90 187H91V186H90ZM92 187H93L94 189L96 188V187H94V186H92ZM117 187H118V186H117ZM117 187H115V188H117ZM145 187H146V185H145ZM145 187H144V189H145ZM172 187H173V186H172ZM174 187H173V188H174ZM2 188H4V187H2ZM2 188H1V189H2ZM5 188H6V187H5ZM5 188H4V189H5ZM28 188H25V189H28ZM30 188H31V187H30ZM36 188H35V189H36ZM47 188H49V187L47 186ZM66 188H67V187H66ZM69 188H68V191H71V190H69ZM93 188H91V189H93ZM99 188H100V186H99ZM115 188H114V185H113V188H112V189H115ZM135 188H136V190H137V185H136ZM135 188H134L133 190H131V192H132V191L134 192ZM139 188H140V186H139ZM141 188H142V187H141ZM146 188H147V187H146ZM173 188H172V189L170 188V189H171L172 191L175 190V192H176V190H178V189H175V188L173 189ZM6 189H7V188H6ZM15 189H16V188H15ZM21 189H20V190H21ZM25 189H24V191H25ZM32 189H34V188H32ZM32 189H30L29 191L32 192ZM35 189H34V190H35ZM76 189H77V188H76ZM79 189H80V188H79ZM87 189H88V188H87ZM89 189H90V188H89ZM91 189H90V190H91ZM142 189H143V188H142ZM144 189H143V191H142L143 193H144L145 191L148 190V188H147V190L145 189V191H144ZM7 190H9V188H8ZM20 190H19L18 193H16V196L21 192ZM36 190H37V189H36ZM47 190H48V189H47ZM96 190H97V188H96ZM96 190H95V191H96ZM120 190H121V189H120ZM123 190H124V189H123ZM129 190H130V189H129ZM139 190H140V189H139ZM149 190H151V189L149 188ZM2 191H3V189H2ZM12 191H14V190H12ZM16 191H17V189H16ZM24 191H23V192H24ZM37 191H38V190H37ZM42 191H43V190H42ZM44 191H45L44 194H46L47 191H46L45 189H44ZM68 191H67V192H68ZM87 191H88V190H86V191L84 190L83 192H81V194H83V195H82L83 197H84V195H85V196L88 195V194H84V192L86 193ZM95 191H94V193H95ZM115 191H116V189H115ZM121 191H122V190H121ZM121 191H120V192H121ZM179 191H180V190H179ZM0 192H1V191H0ZM8 192H9V191H8ZM14 192H15V191H14ZM92 192H93V190L91 191V193H92ZM98 192H99V191H98ZM98 192H96V193L98 194ZM148 192H150V191H148ZM2 193H4V191H3ZM27 193H28V192H27ZM27 193H26V195H28ZM79 193H80V191H79ZM79 193H78V194H79ZM87 193H88V192H87ZM99 193H100V192H99ZM102 193H103V192H102ZM102 193H101V194H102ZM113 193H114V191H113ZM121 193H122V192H121ZM127 193H128V195H127L128 198H129L130 196H132V195H129L130 192H128V190H127ZM127 193H125V196H126ZM134 193L136 194V192H134ZM134 193H132V194H134ZM145 193H146V192H145ZM145 193H144V196H145ZM5 194H6V193H5ZM5 194H3V196H4ZM20 194H21V196H22V192H21ZM35 194H36L35 192H34V195L32 194V196H35V197H33V199H34V198L36 199V195H35ZM38 194H40V193L38 192ZM38 194H37V196H38ZM67 194H68V193H67ZM76 194H77V192H76ZM76 194H74V196H73V194H71V195L74 197V204H75V205H76L75 201L79 199V198H78L79 195H78V197H77L78 199L75 197ZM104 194H105V193H103V194L101 195V197H99L100 195H99L98 197H99L100 199H101V198L104 199V196H103ZM108 194H109V193H108ZM110 194H111V193H110ZM110 194H109V195H110ZM114 194H115V196H117L116 192H115ZM130 194H131V193H130ZM146 194H148V193H146ZM150 194H151V193H150ZM188 194H187V195H188ZM12 195H13V192H12V194H11V197L8 196V194H7L6 199L9 200L8 197H10V199H11V198L13 199ZM29 195H30V193H29ZM40 195H41V194H40ZM69 195H70V193H69L65 198H68V199H69V197L71 196V195H70V196H69ZM90 195L92 196L93 194H90ZM105 195H106V194H105ZM111 195H112V194H111ZM121 195H123V193H122ZM136 195H137V194H136ZM151 195H153V194H151ZM194 195H195V193H194ZM0 196H1V195H0ZM5 196H6V195H5ZM5 196H4V197H5ZM13 196H15V195H13ZM43 196H44V195H43ZM68 196H69V197H68ZM95 196H96V194H95ZM95 196L93 195L92 197H95ZM113 196H114V195H113ZM125 196L123 195V196L121 197V199L124 198V200H125ZM134 196H135V195H134ZM144 196H143V197H144ZM148 196H149V195H148ZM154 196H155V195H154ZM1 197H2V196H1ZM1 197H0V200L4 199V197H2V198H1ZM44 197H45V196H44ZM44 197H43V198H44ZM83 197H82V198H83ZM92 197H91V198H92ZM111 197H112V196H111ZM139 197H140V196H139ZM143 197H142V198H143ZM146 197H147V196H146ZM22 198L25 199L24 197H22ZM37 198H38V197H37ZM75 198H76V200H75ZM80 198H81V196H80ZM82 198H81V201H80V202L77 201V202L80 203V204H78V203H77V204H78V205H81L80 208L82 207ZM86 198H87V197H86ZM88 198H89V199H86L85 203H87V200L90 201V197H88ZM99 198H97V199H99ZM107 198H108V200H109L110 197H109L108 195H106L105 199H107ZM132 198H133V200H134V198L136 199V197H131V200H132ZM140 198H141V197H140ZM147 198H148V197H147ZM149 198H150V196H149ZM189 198H187V196H186V201H190ZM205 198H206V200L208 201L207 196H206ZM17 199H18V198H17ZM27 199L29 200V198H27ZM33 199H32V200H33ZM41 199H42V197L40 198V196H39V200H40V201H41ZM97 199L95 198V199L93 200V198H92V201H91V202H93V201L95 202ZM100 199H99V200H100ZM105 199H104V200H105ZM110 199H111V198H110ZM121 199H120V200H121ZM129 199H130V198H129ZM187 199H188V200H187ZM19 200H20V199H19ZM72 200H73V198H72ZM99 200H98V201H99ZM120 200H119L118 202H122V200H121V201H120ZM131 200H130V201H131ZM136 200H137V199H136ZM139 200H140V199L138 198V200H137L136 202H140ZM144 200L146 201L145 197H144ZM148 200H149V199H148ZM148 200H147L146 202H144V203H149L150 200H149V202H148ZM6 201H7V200H6ZM20 201H22V203L24 202L23 200H20ZM20 201H19L18 204H17L18 206L14 205V207H15V206H16V207H19L18 209L16 208L17 210L13 207V209L16 210V213H15V214L13 213L14 216H13V215H10V216L7 215L9 218H12L11 216H13V218L17 219L18 217H22V216L25 217V216H27V215L30 213L31 210L28 212V211H27V210H28V209H27L28 207H25V208H26V209H25L24 206L20 204ZM29 201H30V200H29ZM29 201L26 202L25 204H29ZM34 201H35V200H34ZM36 201H38V199H37ZM42 201H44V199H42ZM102 201H103V200H102ZM126 201H127V200H125V202H126ZM130 201H129V202H130ZM1 202L3 203V201H0V205H1ZM8 202H9V201H8ZM10 202H11V203H12V202H15V200H14V201L10 200ZM67 202H68V201H67ZM69 202H71V198L69 199ZM72 202H73V201H72ZM83 202H84V200H83ZM94 202H93V203H94ZM99 202H101V201H99ZM99 202H98V205L100 204ZM114 202L117 203V205H119L117 201H114ZM125 202H124V203H125ZM129 202H128V204L130 205L131 203H129ZM136 202H135V204H136ZM5 203H7V202H5ZM11 203H10V204H11ZM33 203H35V202H33ZM33 203H32V204H33ZM42 203H44V202H40L39 204H42ZM61 203H62V205L65 204V202H64V203L61 202ZM93 203H91L90 208H89V204H88V203H87L88 206H86L87 208L84 207L85 204H84L83 207H84L85 209H87V210H88V208L91 210V208L95 205V203H94V204H93ZM96 203H97V201H96ZM107 203L109 204V202H107ZM133 203H134V202H133ZM133 203H132V204H133ZM150 203H151V202H150ZM8 204H9V203H8ZM10 204H9V206H11ZM13 204H15V203H13ZM19 204H20V206H19ZM32 204H31V207H32ZM104 204H105V203H103V204L101 203L102 206H105V205H106V204H105V205H104ZM112 204H113V201L110 203V206H113V205H114V204H113V205H112ZM135 204H134V205H135ZM71 205H72V203H71ZM98 205H97V206H98ZM101 205H99V206L101 207ZM115 205H116V204H115ZM120 205H121V203H120ZM125 205H126V203H125ZM129 205H128V207H129ZM134 205H133V206H134ZM137 205H141V204L139 203V204H137ZM146 205H148V204H146ZM3 206L5 207L6 205H2V207H3ZM21 206H23V207L20 208ZM25 206H26V205H25ZM28 206H29V205H28ZM91 206H92V207H91ZM106 206H107V205H106ZM122 206H123V205H122ZM130 206H132V205H130ZM31 207H30V208H31ZM60 207H61V204H60ZM72 207L74 208V206H72ZM75 207H76V206H75ZM77 207H78V206H77ZM100 207H99V208H100ZM116 207H117V206H116ZM123 207H124V206H123ZM125 207H127V205H126ZM128 207H127V208H128ZM140 207H141V206H140ZM140 207L138 208V207L136 206V208H138V209H140ZM0 208H1V207H0ZM5 208L7 209V206H6ZM61 208H62V207H61ZM80 208H78V209L81 210ZM108 208H110V207L108 206ZM113 208H114V207H113ZM130 208H131V207H130ZM132 208H133V207H132ZM132 208H131V209H132ZM134 208H135V207H134ZM6 209H4V210H6ZM13 209H12V210H13ZM31 209L34 210L33 207H32ZM66 209H67V208H65V210H66ZM92 209H93V208H92ZM128 209H129V208H128ZM128 209H127V210H128ZM1 210H2V209H1ZM1 210H0V211H1ZM7 210H9V209H7ZM7 210L5 211V213H7ZM35 210H36V209H35ZM35 210H34V211H35ZM37 210H38V208H37ZM62 210H64V209H62ZM111 210H112V209H111ZM113 210H115V209H113ZM141 210H142V209H141ZM2 211H3V210H2ZM10 211H11V210H10ZM128 211H129V212H128V216H129V213H132V212H130V210H128ZM13 212H14V210H13ZM35 212H36V211H35ZM97 212H99V211H97ZM97 212H96V214H97ZM116 212H117V211H116ZM126 212H127L126 209H125L124 212H122V214L124 215V217H125V215L127 216V214H124V213H126ZM146 212H147V210L145 211V213H146ZM117 213H119V212H117ZM135 213H136V211H135ZM148 213H149V212H148ZM188 213H189V210L187 209V213H186V211H185V215H183L182 218L178 219L177 221H173V226H172L173 228H172V229H174L173 232H174V236H175L176 238L179 237V236H181V237H185V236H186V237H188V236H189V237H192V236H190V235L192 234V230L195 229V227L193 226V220L187 218V215H186V214H188ZM96 214L93 215V216H97V215H99L100 213L97 214V215H96ZM146 214H147V213H146ZM30 215H32V213H30ZM75 215H76V214H75ZM123 215H122V216H123ZM148 215H149V214H148ZM148 215H146L147 218H149ZM28 216H29V215H28ZM32 216H33V215H32ZM72 216H73V215H72ZM72 216H71V217H72ZM128 216H127L126 218H128ZM132 216H133V215H132ZM141 216H142V215H141ZM141 216H140V217H141ZM0 217H1V216H0ZM8 217H7V218H8ZM16 217H17V218H16ZM30 217H31V216H30ZM63 217H64V219H65V216H62V218H63ZM71 217H70V218H71ZM73 217H77V216H73ZM13 218H12V219H13ZM60 218H61V217H60ZM60 218H59V219H60ZM62 218H61L59 221L57 220L58 222L55 221V223L52 224L51 226H50V224H49V226L46 225V226L49 228L48 231L50 230L49 232H51V234H50V235H49V234H48V235L46 234V235H47L46 238H44V236H46V235H44V236H43L44 239L41 238V242H42V239H43V242H42V244L40 245V247H41V246L44 247V244L47 243V242H51V243H54V244L56 243L55 240L57 239V237H55V236L53 235V232H54V229H55V228H60V227H63L64 225H66L67 228H69L68 226H69L70 224H69V223H67V224L65 223V224H64L63 222H61V221H63ZM78 218H79V215H78ZM92 218H93V217H92ZM94 218H96V217H94ZM122 218H123V217H122ZM142 218H143V216H142ZM142 218H141V219H142ZM22 219H23V218H22ZM25 219H28V218L25 217ZM25 219H23V220H25ZM68 219H69V218H68ZM71 219H72V218H71ZM71 219H69V221H70ZM74 219H75V218H74ZM134 219H135V218H134ZM8 220H9V219H8ZM65 220H67V217H66ZM127 220H128V224L130 225L129 218H128ZM130 220H133V218H132V219L130 218ZM139 220H140V219H139ZM148 220H149V219H148ZM150 220H151V219H150ZM173 220H174V219H173ZM1 221H2V220H1ZM1 221H0V223H1ZM4 221L6 222L7 220H4ZM11 221H12V220H11ZM16 221H17V220H16ZM16 221H15V222H16ZM67 221H68V220H67ZM71 221H72V220H71ZM71 221H70V223H71ZM97 221H98V220H97ZM133 221H134V220H133ZM237 221H238V217H233V220H232V221H229V222H226V221H224V220H222V219H221V220L217 219L216 222L213 224V226H214V225H215V226H221V228H223L225 231H229V230L232 228V226H233L232 224H235ZM5 222H4V223H5ZM18 222H19V220H18ZM24 222H25V221H24ZM73 222H74V225H73L74 228L76 227V228L79 229L80 231H84V230H83V229L85 228L84 226H87V224H85V225L83 224V225H82V224L78 223L77 220H74ZM79 222H81V220H80ZM92 222H94V220H93ZM150 222H151V221H150ZM150 222H148V224H149ZM6 223H7V222H6ZM8 223H9V222H8ZM8 223H7V224H8ZM21 223H22V222H21ZM51 223H53V222H51ZM84 223H85V222H84ZM97 223H99V222H97ZM146 223H147V221H146ZM171 223H172V222H171ZM14 224H15V226H16L17 222L14 223ZM18 224H19V223H18ZM68 224H69V225H68ZM94 224H95V223H94ZM132 224H133V223H132ZM154 224H155V223H154ZM9 225H10V224H9ZM12 225H13V224H12ZM89 225H90V224H89ZM4 226H5V225H4ZM7 226H8V225H6L5 227H7ZM13 226H14V225H13ZM73 226H72V227H73ZM150 226H151V224H150ZM157 226H158V224L156 225V227H157ZM215 226H214V227H215ZM1 227H2V226H0V228H1ZM5 227H4V228H5ZM91 227H92V226H91ZM91 227H89V229H91ZM131 227H132V226H131ZM87 228H88V227H87ZM148 228H149V226H148ZM148 228H147V227H146V229L144 228V230H142V232L146 231V233H147V232H148V231H147ZM153 228L155 229V225L153 226ZM169 228H170V227H169ZM6 229H7V228H6ZM6 229H5V231H4V230H1L2 233H5V232H6ZM42 229H43V228H42ZM45 229H46V227H45ZM77 229H76V230H77ZM96 229H98V232H99V230H102V228H100V227H95V230H94V228H93V229H91V232H94V231L97 232ZM128 229H129V228H128ZM150 229H151V228H149V230H150ZM8 230H9V229H8ZM66 230H67V229H66ZM76 230H75V233L78 231V230H77V231H76ZM92 230H94V231H92ZM129 230H130V229H129ZM129 230H128V231H129ZM151 230H152V229H151ZM9 231H10V230H9ZM27 231H28V230H27ZM27 231H26V232H27ZM43 231H44V229L42 230V232H43ZM46 231H47V229H46ZM46 231H45V232H46ZM73 231H74V230H73ZM73 231H72V234H74ZM10 232H11V231H10ZM13 232L15 233V230H13L12 233H13ZM16 232H17V231H16ZM20 232H21V231L19 230V232H17L16 234H11V233L9 234L8 231L6 232V234H2V233H1L2 235H0V239H1V238H2V239H3V238L6 239V237H4V236H7L8 238L10 237L11 239L14 237L12 241H15V244H18V243L20 244V243H21L20 241L22 240V238L19 239V238L21 237L20 234H19ZM42 232H40V233H42ZM69 232H70V231H68V233H69ZM84 232H85V231H84ZM89 232H90V231H89ZM98 232H97V235H96V236H98V238H99V235H100V234H98ZM100 232H101V231H100ZM140 232H141V231H140ZM22 233H24V232H22ZM66 233H67V232H66ZM114 233L116 234L117 232L115 231ZM128 233H129V232H128ZM130 233H131V231H130ZM144 233H145V232H144ZM144 233H143V234H144ZM17 234H19V236H20L19 238L17 237V239L20 240V241H18V243H16L17 240H16V238H15V235H17ZM25 234H28V233H25ZM25 234H24V238L27 239V236H30V235H27V236H26ZM32 234H33V233H32ZM32 234H31V235H32ZM69 234H71V233H69ZM85 234H86V233H85ZM93 234H94V233H92V236H93ZM3 235H4V236H3ZM22 235H23V234H22ZM125 235H126V237H130V236H131L130 234H128V235H129V236H128L127 233H126ZM192 235L194 236L195 234H192ZM1 236H2V237H1ZM25 236H26V237H25ZM38 236H39V235H38ZM38 236H37V237H38ZM40 236H41V235H40ZM67 236H68V234H67ZM69 236H70V235H69ZM121 236H122V235H121ZM123 236H124V235H123ZM37 237H33L32 239H37ZM10 238H9V239H10ZM29 238H30V237H29ZM29 238H28V240L31 239V238H30V239H29ZM38 238H39V237H38ZM64 238H65V237H64ZM64 238H63V240H61V242H62V243H64V242H65V243H68V241L66 242V240H65ZM73 238H74V237H73ZM93 238H94V237H93ZM2 239H1V240H2ZM5 239H4V240H5ZM14 239H15V240H14ZM26 239H25V240H26ZM75 239H76V237H75ZM95 239H96V238H95ZM122 239H126V240H127V238H125V236H124V238H122ZM128 239H130V238H128ZM28 240H26V242H27ZM2 241H3V240H2ZM12 241H11V242H12ZM93 241H94V240H93ZM9 242H10V240H9ZM72 242H74V241H72ZM22 243H23V240H22ZM22 243H21V244H22ZM178 243H179V240H178ZM0 244H1V242H0ZM19 244H18V245H19ZM74 244H75V243H74ZM20 246H21V245H20ZM22 246H23V245H22ZM175 246H176V245H175ZM29 247H30V246H29ZM29 247H28V248H29ZM14 248H15V247H14ZM11 249H12V248H11ZM11 249H10V251H11ZM28 250H29V249H28ZM12 251H13V250H12ZM12 251L9 253V255L12 253ZM14 251H15V250H14ZM14 251H13V252H14ZM15 252H16V251H15ZM31 253H32V251H31ZM16 254H17V253H15V256H16ZM12 255L14 256V254H12ZM27 256H29L28 253H27ZM24 257H25L24 252H22V253H18L17 258H20V261H16V260L14 259V261H11V263L14 262V264H25L26 262L23 263V262L21 261V259L24 258ZM76 257H77V256H76ZM76 257L74 256V258H76ZM80 257H81V255H80ZM80 257H79L78 259H80ZM82 257H83V256H82ZM82 257H81V259H82V261H83L84 257H83V258H82ZM140 257H141V256H140ZM140 257L138 256L137 259H139ZM13 258H14V257H13ZM35 258H38V257L36 256ZM33 259H34V258H33ZM33 259H32V260H29V263H30V262H33ZM69 259H70V258H69ZM78 259H77V260H76V259H73V260H75V262H76V261L78 262V261H79ZM87 259H88V258H87ZM87 259H86V257H85L84 261H85V260L87 261ZM12 260H13V259H12ZM34 260H36V259H34ZM73 260H72V261H73ZM88 260H89V259H88ZM37 261H38V259H37ZM82 261H81V262H82ZM27 262H28V260H27ZM34 262H35V261H34ZM75 262H74V264H75ZM11 263L9 262V264H11ZM72 263H73V262H72ZM78 263H79V262H78ZM78 263H77V264H78ZM12 264H13V263H12ZM69 264H71V263H69ZM79 264H83V263H79ZM84 264H86V263H84ZM131 264H132V263H131Z\"/></svg>",
    "mask_w": 264,
    "mask_h": 264
},
{
    "label": "flooded vegetation",
    "instance_id": "obj_3",
    "mask_svg": "<svg viewBox=\"0 0 264 264\" xmlns=\"http://www.w3.org/2000/svg\"><path fill=\"white\" fill-rule=\"evenodd\" d=\"M98 74L99 77L101 79L100 81V87L102 88L103 84H104V80L106 78H109L111 76V70L108 68V66L103 62V64L101 63L98 67Z\"/></svg>",
    "mask_w": 264,
    "mask_h": 264
}]
</instances>
